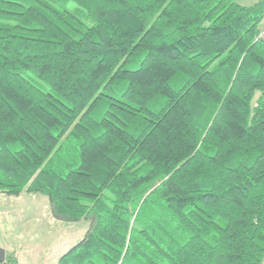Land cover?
<instances>
[{
	"label": "trees",
	"instance_id": "16d2710c",
	"mask_svg": "<svg viewBox=\"0 0 264 264\" xmlns=\"http://www.w3.org/2000/svg\"><path fill=\"white\" fill-rule=\"evenodd\" d=\"M263 21L264 0H0V194L90 221L59 264H264Z\"/></svg>",
	"mask_w": 264,
	"mask_h": 264
},
{
	"label": "rangeland",
	"instance_id": "374dc122",
	"mask_svg": "<svg viewBox=\"0 0 264 264\" xmlns=\"http://www.w3.org/2000/svg\"><path fill=\"white\" fill-rule=\"evenodd\" d=\"M235 1L249 6L260 0ZM261 28L264 29V22ZM122 87L105 92L119 98ZM104 110L103 103L94 116L99 117ZM77 154L76 143L72 142L65 155L73 160L78 159ZM0 196V245L7 248V257L17 260L10 264H59L60 258L83 240L89 230V220L66 222L55 218L47 197L42 194Z\"/></svg>",
	"mask_w": 264,
	"mask_h": 264
},
{
	"label": "water",
	"instance_id": "95a60500",
	"mask_svg": "<svg viewBox=\"0 0 264 264\" xmlns=\"http://www.w3.org/2000/svg\"><path fill=\"white\" fill-rule=\"evenodd\" d=\"M6 261V251L0 247V262L4 263Z\"/></svg>",
	"mask_w": 264,
	"mask_h": 264
},
{
	"label": "crops",
	"instance_id": "0c3cea01",
	"mask_svg": "<svg viewBox=\"0 0 264 264\" xmlns=\"http://www.w3.org/2000/svg\"><path fill=\"white\" fill-rule=\"evenodd\" d=\"M263 22H264V21H263ZM261 25H262V24H261ZM261 31H262V33H263V37H264V29L261 28ZM0 197H1V196H0ZM0 199H1V198H0ZM0 247L3 248V249H5V251H6V258H7V254H8V253H7V248H6L5 246H2V245H0ZM0 264H4V263H1V262H0Z\"/></svg>",
	"mask_w": 264,
	"mask_h": 264
}]
</instances>
